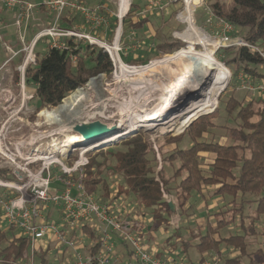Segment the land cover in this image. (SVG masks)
<instances>
[{
  "label": "trees",
  "instance_id": "1",
  "mask_svg": "<svg viewBox=\"0 0 264 264\" xmlns=\"http://www.w3.org/2000/svg\"><path fill=\"white\" fill-rule=\"evenodd\" d=\"M231 2L232 5L222 16V20L233 27L247 29L243 39L264 54V0ZM137 7L131 4L132 9L122 20L125 29L131 32L144 29L149 19L141 16L136 18ZM38 9L51 20L55 16V12L43 4H40ZM211 9L215 17L220 16L221 10L216 7L215 1L211 4ZM132 13L134 15H131ZM162 16L161 14L160 19ZM114 21H111V24H114ZM57 22L60 29L77 31L79 29L75 28L74 24L84 23V19L79 17V13L67 10L61 13ZM112 31L110 28L108 34L113 33ZM100 32V39L107 38L102 29ZM42 38H47V46L45 52L40 55L39 52L35 53L34 48ZM49 42L51 43L50 36H40L35 41L34 60L27 63L24 73V78L35 90V112L42 107L56 106L69 93L82 86L89 77L100 73L110 74L113 69L108 54L98 45L85 39L60 36L56 39V45ZM222 50L226 53L233 52L232 60L237 62L239 69L243 71L244 76L250 77L252 83L264 81V58L258 51L243 46ZM20 58L21 55L18 59ZM248 97L250 98L237 100L230 94L223 108H217L221 113L217 116L219 121L224 114L227 120L222 125L227 139L225 142L210 137L209 129L215 122L214 117H209L192 123L180 137L171 139V142L178 143L182 136L187 137L190 143L186 146L174 147L168 155H165L161 147H157L160 160L156 157L151 141L146 137L150 132L146 131H139L121 140L118 144L125 147L124 151L113 154L116 163L111 167V171L121 177L115 188V197L131 198V201L148 211L153 230L163 231L168 228L170 216L174 213L164 194L172 197L180 216L186 213L185 205L192 195H203L205 190L211 196L225 197L226 204H231L232 207H227L224 211L210 213L211 217L207 216L204 227L196 226L190 229L188 237H183L177 230H173L164 240L163 247H169L171 250H176L177 244L180 245L183 252L181 256L188 262L216 254L218 264H264V219L259 232L253 225L255 221H260V217L264 218V97ZM211 111L191 116L187 124ZM230 119L232 122L228 123ZM173 134L175 133L167 135ZM102 151L100 149L86 152L88 162L83 168L82 182L86 191L96 198L99 187L102 189L100 195L109 198L113 190L111 191L109 185L101 178V172L97 171L103 161H97L96 164L92 159L93 155ZM201 153H207L210 160L205 161ZM175 161L178 165L173 166L169 174L165 166ZM0 175L8 178L6 172L0 171ZM236 197H239L240 202L234 200ZM251 202H255L252 216L243 215L244 206L246 203L250 205ZM236 214L239 217L234 226L239 228L240 233L221 235L219 231L233 222ZM49 215L52 214L49 213L48 217ZM245 217H251L248 228L244 226ZM10 231L0 228V260L4 263L23 260L28 250V240L13 235ZM251 234H255V238L258 236L259 239L256 240L260 245L253 252H247L248 235ZM221 245L227 249L238 250V254L222 255ZM190 249H194V256L190 255ZM49 252L50 246L39 255L41 264L49 262ZM245 258L248 259L247 263Z\"/></svg>",
  "mask_w": 264,
  "mask_h": 264
},
{
  "label": "rangeland",
  "instance_id": "2",
  "mask_svg": "<svg viewBox=\"0 0 264 264\" xmlns=\"http://www.w3.org/2000/svg\"><path fill=\"white\" fill-rule=\"evenodd\" d=\"M25 1L33 6L30 10L31 14L26 20V24L24 21H22L20 26L15 24L14 14H17V8L15 7L6 9V11H13L14 14H12V17L8 16L5 23L0 21V65H2L0 68V77L3 78L0 82V134L4 136L6 140L30 141L33 137L40 135L42 136L40 141L45 142L43 146L46 147V143L51 145H53L52 143H55L57 147H61L62 145L68 144V140H73L76 138V134L70 132V129L63 130L61 124L72 125L81 121L93 120H101L107 124H112V122L118 118L115 116L112 119H105L97 112L93 113L84 111L75 118H72L69 116V112L63 111L58 113L57 117L58 120L60 119V124L57 120H50L43 116L41 114L43 111H54L56 107L61 105L65 98L73 94L74 91L76 92L77 90L81 89L85 92V98L82 99L81 102L82 107H88L92 103L104 104V111L106 115L114 116V114L117 112L116 108L118 106L135 98L136 95L145 88L148 82L152 81V79L155 80L156 78L165 75L162 70L156 76L147 75L145 78H138V76L129 71H125L123 74L119 67H116L115 70H112L110 74L100 73L89 77L82 86L69 93L56 106L42 107L40 110L35 112V107L37 106L34 98L35 90L24 78V73L27 63L30 62V58H34V51L35 53L39 52L40 55L45 52L47 38H42L39 40L34 48V51L32 48L30 54L28 52L30 51L31 44L34 42V36L37 33L34 36L32 34H34L37 30L42 31L45 28L51 27L54 22V18L51 20L48 15L46 16L45 13L39 11L38 9L40 4H43V6L46 7L44 4L46 3V0ZM213 1H215L216 7L220 8L221 14L220 16L212 17L210 19L211 16L209 17L208 15V8L212 10L211 4ZM83 3L89 8L101 5L105 7L107 16L109 17L110 25L107 29L109 30L111 28L113 33L108 34V30L105 31V29H102V27H93L91 23L89 25V23H86L85 21L84 23L74 24V27L79 29L80 32L98 38V35L101 34L100 29H102L105 31V35L107 34V38L104 39L110 44L115 38L118 39L119 49L117 51L122 62L127 65L135 66L136 69L147 66L155 60L164 59L165 57L172 55L181 49L201 50L205 48H212L207 44L205 36L206 34L215 37L218 40L223 34L228 37V42L231 43L239 38H243V36L247 33V29L240 27H233L230 30L225 31L227 27L224 23H222V16H224L231 7V0H198L197 3H193L188 0H129L127 5L128 9L126 7L127 11L121 16V19L118 18L119 0H83ZM131 4L138 6L136 11L137 16H135L136 18L139 16L147 17V19L149 18L147 26L138 32H131L128 29L126 30V27H124L122 23L124 17L127 15L129 10L132 9ZM161 8L163 9L161 10ZM67 10L64 11L66 12ZM190 12H192V14H189ZM74 13L78 12L74 11ZM160 13L162 15L165 14V16L167 15L165 21L159 19L161 15ZM47 14H49L48 11ZM131 15H134V13ZM179 15L182 17V20L179 24V27H174L173 22L170 23V21L173 18L176 19ZM79 17H81L80 14ZM111 21H114V24H111ZM56 26L58 27V22ZM199 28L200 30H198ZM179 31L184 32L185 35L181 33H175ZM53 42L54 40H51V43H49L53 44ZM216 45H218V42ZM8 48L15 52V55L17 56H15V59H12L14 58V56H12V58H10L7 63L2 64L7 57H11L12 55ZM14 48L22 49H20V51ZM218 49H214V56L220 64L221 77L220 80L215 84L207 105L197 108L192 112L191 115L181 119L179 121L178 127L173 128V131L171 132L175 133L173 135H167L169 133L164 135V132L161 131V125H158L153 129L150 128L146 130L145 128H147V126L143 124L140 125L142 128H138V132H150L146 137H148V139L151 141L158 160H160V157L157 147H161V149L166 153L165 155H168V152L174 147L179 148L180 146H186L188 143H190V140L187 137L182 136L183 138L181 137L180 142L178 141V143L171 142V139L173 137H180L192 123L206 120L209 117H214L215 122V125L209 129L210 137H212L213 140H219L220 138H222V140L226 139L224 138L225 128L222 125H224L225 121L227 120L224 117V114L222 119L219 121L217 116H219L221 113L217 108H223V104H225L227 96L230 94H232L237 100L244 99V97L250 98L248 97L249 95L252 97L257 96H253L249 91H247V89L243 88L245 81L248 80V78H245L247 76H243L244 73L241 71V69H239L237 62L232 60L233 52L229 51L226 53L222 50L223 48ZM20 55L21 58L18 59ZM129 59L134 60L129 62ZM25 60L29 62L25 64ZM223 62L225 64H223ZM172 66L175 65L173 64ZM92 77H94V80H92L90 82L92 84H90L89 79ZM157 102L158 99H153L147 102L143 105L145 108L144 110H147L152 114L153 112L158 113V111L163 108V105L159 106L158 104V106H156ZM133 110L135 112H139L143 109H137V107H134ZM210 110H212L210 113L199 116L197 119L191 121L190 124L187 125V122L191 116ZM231 122V119L228 120V123ZM124 149L125 147L121 144H113L107 146L106 148H102V152L92 156V159H94L96 164L97 161H103L99 168H97V171L101 172V178L107 183V185H109L111 191L114 190L116 185H118V183L121 181V177L111 171V167H113V165L116 163L113 154L124 151ZM110 153H112V155ZM71 163L72 159H69L67 164L70 165ZM177 165L178 162L175 161L173 164L166 165L165 169L166 171H169V174H171L173 166L175 167ZM159 167L160 164L158 165L157 169H159ZM55 170V167L52 168V171ZM98 189V200L106 201L107 198H104L102 195H100L102 193L101 187ZM262 192H264V190ZM165 197L172 202V197L170 195L165 194ZM116 199L117 200H115V202L119 206L126 207V209L131 207V210L134 211L133 213L135 216L142 217L144 220H147L146 222H148L149 212L139 207L135 201H131V198ZM234 200L236 202H240L239 197L234 198ZM226 201L227 199H225V197L211 196L207 193V190L204 191L203 195L194 194L185 205V214L180 216L178 211L176 209L174 210V213L170 216V225L168 228H165L163 231H161V229L153 230L152 226L149 225L150 222H148L149 228L146 230V233H144L145 241H147L149 245H153L156 248H162L164 240L172 234L173 230H177L183 237H188V231L190 229H193L196 226H199L200 228L204 227L207 221V216L211 217L210 213L213 211L217 212L219 210L224 211L227 209V207H232L231 204H226ZM247 204L248 203H246L244 206L243 215L249 214L252 216L251 211H253L255 207V202H251L250 205ZM238 217L239 215L236 214L234 221L221 229L219 231L220 234L226 235L230 233H240L239 228L234 226V224L238 223ZM250 218L251 217L244 218V226L247 228L248 225H250ZM263 219L264 218L260 217V221H255V224L253 223L254 227H257L258 232L263 223ZM211 220L213 219H210V221ZM0 228H4V222L1 218ZM10 232L13 235L18 234L16 230ZM256 239L259 238L258 236L255 238V234L248 235L249 246L246 248L247 252H253L255 248L260 245L257 243ZM163 248L168 250V247ZM220 248L221 252L223 253L222 255L233 256L238 254V250L227 249L223 245H221ZM193 251L194 249L189 250L191 256H194L192 254ZM176 253L183 255L181 246L178 244L176 250L172 254ZM41 254L42 252L36 253L34 260L35 264L40 262L38 257ZM208 256L209 258H216L217 255L213 254ZM256 257L257 256H255V259ZM48 259L49 262L45 264H71L70 257H67L64 253H62V256H60L58 252H56V254H49ZM17 262L19 261L17 260L13 263L1 262L0 264H16ZM23 262H25V260ZM245 262H248L247 258H245Z\"/></svg>",
  "mask_w": 264,
  "mask_h": 264
},
{
  "label": "built area",
  "instance_id": "3",
  "mask_svg": "<svg viewBox=\"0 0 264 264\" xmlns=\"http://www.w3.org/2000/svg\"><path fill=\"white\" fill-rule=\"evenodd\" d=\"M44 4L55 12L54 22L51 27L37 33V39L50 36L54 40L52 45H56V39L60 36L85 39L108 54L112 70L116 67L121 69V66L129 71L136 69L122 62L117 51L119 48H113L116 38L110 44L104 37L100 39L79 30H65L56 26L61 13L68 9L78 12L89 25L91 23L93 27H102L106 31L110 25L105 7L89 8L80 0H46ZM0 6L5 9L17 8V26L22 21L26 22L33 7L25 0H0ZM118 18L121 19L119 14ZM222 23L227 27L225 31L233 28L231 24ZM222 35L215 48L243 46L258 51L264 58L256 46L243 38H236L230 43L228 37ZM8 50L12 55L2 64L16 54L10 48ZM33 60L31 57L29 61ZM29 61L25 60V64ZM245 78L248 80L243 88L252 95L264 97V81L252 83L250 77ZM2 79L0 77V82ZM41 137L38 135L30 141H11L0 134V171L6 172L8 177L0 175V218L5 229L16 230L17 236L28 240V252L16 264H35L36 253L44 252L49 246L50 255L58 252L62 256L64 253L70 257L71 264H218L214 257L188 262L180 254H172L175 250L169 247L167 250L149 245L144 233L149 228L150 218L146 222L142 217L135 216L131 207L126 209L119 206L115 200L123 197H115V189L106 201L98 200L86 191L82 182L83 168L88 162L86 151L75 149L66 158L67 144L57 147L55 143H46L45 147V142L40 141ZM69 159H72L70 165L67 164ZM54 167L56 170L52 171ZM48 212L52 214L49 217ZM54 213L56 216H53Z\"/></svg>",
  "mask_w": 264,
  "mask_h": 264
},
{
  "label": "bare ground",
  "instance_id": "4",
  "mask_svg": "<svg viewBox=\"0 0 264 264\" xmlns=\"http://www.w3.org/2000/svg\"><path fill=\"white\" fill-rule=\"evenodd\" d=\"M197 3L198 0H188ZM129 0H119V15L122 16L126 11ZM128 8V7H127ZM209 17H215L212 10L208 8ZM201 28V27H200ZM200 28L198 30H200ZM207 44L212 48L201 50L181 49L180 51L169 55L161 60H155L149 65L140 69L129 71L126 67L121 66L120 71L124 74L129 71L138 78H145L147 75L156 76L163 70L164 76L152 79L151 82L141 90L135 98L129 102L121 104L116 108L117 112L112 115H106L104 104L92 103L88 107H82V99L85 98V92L81 89L74 91L73 94L63 100L60 106L52 112L43 111L41 113L47 119L58 120V113L63 111L69 112V116L75 118L81 112H97L105 119L117 117L120 127L125 131H130L146 125L148 128H154L161 125V131L164 135L171 133L173 128L178 127L179 121L192 114L194 110L209 103L211 92L221 77V67L214 56V49L218 39L208 34L205 35ZM117 50V39L113 45ZM175 66H172V65ZM169 76V77H168ZM173 77V78H172ZM170 78V79H169ZM155 81V82H154ZM91 82V81H90ZM89 82V83H90ZM153 83V84H151ZM92 84V83H90ZM158 99L157 105H163L158 113H150L144 110V104ZM187 99L186 104L178 109V111L170 116L167 120L158 122L163 119L165 112L169 107H175L182 103L181 100ZM165 101V102H164ZM134 107L143 109L135 112ZM147 111V112H145ZM71 119V118H70ZM69 121V119H68ZM61 124V123H60ZM62 125L63 130H68L71 125ZM67 148L70 146L71 140H68Z\"/></svg>",
  "mask_w": 264,
  "mask_h": 264
},
{
  "label": "water",
  "instance_id": "5",
  "mask_svg": "<svg viewBox=\"0 0 264 264\" xmlns=\"http://www.w3.org/2000/svg\"><path fill=\"white\" fill-rule=\"evenodd\" d=\"M36 39L37 37L35 40ZM92 80H94V77L90 78L89 82ZM186 102L187 99H183L180 105L169 107L162 117L163 119L158 120V122L167 120L170 116L175 114L178 109L182 108ZM69 129L70 132L76 134V138L71 140L70 146L66 150V158H68L75 149H82L86 152L100 150L102 148H106L107 146L118 144L121 140L138 132V128L130 131L123 130L119 125L118 119H115L112 124H107L101 120L81 121L72 124ZM145 129L148 130L150 128L147 127ZM168 204L170 209L174 211V203L168 201Z\"/></svg>",
  "mask_w": 264,
  "mask_h": 264
},
{
  "label": "crops",
  "instance_id": "6",
  "mask_svg": "<svg viewBox=\"0 0 264 264\" xmlns=\"http://www.w3.org/2000/svg\"><path fill=\"white\" fill-rule=\"evenodd\" d=\"M178 13H179V11H178ZM12 14H14L13 13V11H6V9L4 10V8L3 7H1L0 6V21L2 22V23H5V21H6V19H7V17L8 16H10V17H12ZM188 14V13H187ZM189 14H192V12H190ZM14 16H15V14H14ZM167 16V15H166ZM166 16H165V14L161 17L162 19H160V17H159V19L160 20H162V21H165V19H166ZM177 19V20H176ZM173 18L171 21H170V23L171 22H173V24H174V27H179V24H180V22H181V20H182V17L179 15L177 18ZM27 23V21L25 22V24ZM169 23V24H170ZM175 33H181V34H184L185 35V33L184 32H181V31H179V32H175ZM35 34V33H34ZM34 34H32V35H34ZM37 35V34H36ZM36 35L34 36L35 38H36ZM35 38H34V40H35ZM14 49H16V50H20V49H22V48H14ZM15 56H17V55H15ZM15 56H14V58H12V59H15ZM253 96H255V95H253ZM257 97V96H256ZM224 138H226V137H224ZM219 141H221V142H225V141H227V139H224V140H222V138H220L219 139ZM201 155L204 157V160L205 161H209L210 160V157L208 156V154L207 153H201ZM204 193V192H203ZM228 198V197H227ZM172 202L174 203V201H173V199H172ZM174 206H175V204H174ZM176 209V208H175ZM53 216H56V214L54 213L53 214ZM11 231H14V230H11ZM14 235H18V234H14Z\"/></svg>",
  "mask_w": 264,
  "mask_h": 264
}]
</instances>
